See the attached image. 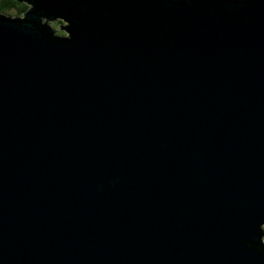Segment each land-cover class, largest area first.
<instances>
[{"label":"water","instance_id":"95a60500","mask_svg":"<svg viewBox=\"0 0 264 264\" xmlns=\"http://www.w3.org/2000/svg\"><path fill=\"white\" fill-rule=\"evenodd\" d=\"M17 1L0 264H264V0Z\"/></svg>","mask_w":264,"mask_h":264},{"label":"trees","instance_id":"16d2710c","mask_svg":"<svg viewBox=\"0 0 264 264\" xmlns=\"http://www.w3.org/2000/svg\"><path fill=\"white\" fill-rule=\"evenodd\" d=\"M28 8V5L25 3H20L17 0H0V12L1 13H7L11 14L13 16L21 14L23 11H25ZM62 21H57L55 24V27L59 29V34H65L66 32L62 31L60 29V24Z\"/></svg>","mask_w":264,"mask_h":264},{"label":"rangeland","instance_id":"374dc122","mask_svg":"<svg viewBox=\"0 0 264 264\" xmlns=\"http://www.w3.org/2000/svg\"><path fill=\"white\" fill-rule=\"evenodd\" d=\"M7 14V13H6ZM54 27H55V24H54ZM58 28V27H57ZM58 33H59V31H58ZM62 34V33H61ZM62 35H64V34H62Z\"/></svg>","mask_w":264,"mask_h":264}]
</instances>
